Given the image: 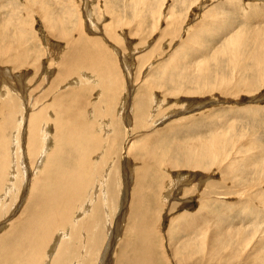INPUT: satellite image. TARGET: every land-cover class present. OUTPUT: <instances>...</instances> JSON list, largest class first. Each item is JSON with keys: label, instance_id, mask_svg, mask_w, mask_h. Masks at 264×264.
<instances>
[{"label": "bare ground", "instance_id": "obj_1", "mask_svg": "<svg viewBox=\"0 0 264 264\" xmlns=\"http://www.w3.org/2000/svg\"><path fill=\"white\" fill-rule=\"evenodd\" d=\"M86 9L90 8L86 7ZM89 12L88 14H90ZM170 14H172V12ZM249 14L254 16V18L256 19V25L246 24V28H244V25H242L241 22H234V19L232 18H226L224 20L219 19V16H217V18L215 19V29L213 31L208 30L207 32L208 34H210V37H213L212 44L210 46L206 45L202 47L204 54H202L201 57L204 56L206 60L204 63L200 64L198 70V74L200 75V77L204 76L208 80L211 79L213 75L215 77L216 74L214 73L218 71V69L221 70L220 67L222 68L223 66H225V63H228V61H225L226 58L232 60L233 58H237L238 60L234 59L236 62L235 70H237V73H235L236 71L234 72L237 75L236 84L234 83L235 85H230V80L232 78H224V74H222L221 76H219L218 80L217 76L212 83H208L202 86L200 94H198V90L200 89L193 90L190 88H185V91H178L176 90L178 86H175V88H173L176 90H173L175 92L174 93L171 91H167L166 88H164L163 90V86L161 87V90L164 94H166L165 96H172L173 98H175V96H173L175 94L180 98L183 97V100L189 103H199V101L196 99H202L201 97H203L204 100H207L208 98H210V96H215V94H220L219 96H221L220 98H223V100H225L227 97H239L241 93L251 94L252 90H250V87L252 85V82L254 87L252 89L254 90H256L260 86L261 88L264 87V25L258 26L259 20L264 16V9L259 6H255V8L252 9ZM177 24L178 22L175 19L168 20L166 22V30H175ZM199 25H201V22L197 23V26ZM47 27L50 31V34L52 35H54L58 30L55 27L52 28L51 25H47ZM88 27L89 29L91 28V26L89 25ZM200 29L202 30V32L204 31V29H202V25ZM107 33H110L111 36H114L112 32ZM165 33L166 35H169V32ZM1 34L2 33L0 31V56L7 55V48L18 49L19 53L12 55V57L8 59L7 65L16 66L14 67L16 70L19 68L24 69L23 71L25 72V74L23 73L24 75H17V77L14 75L12 76L10 75L11 73L7 70H14V68H8L10 67L8 66L4 70V68H2L1 66H3V63L6 60L0 62V96L4 97H0V112L4 107V112L7 111L6 109H8L9 111V107H7V104L11 105L10 100L12 97L10 96L12 95L9 94L11 91H14L15 93L16 89H20V91L24 93V95L21 96V100L25 101L26 90L24 88H26L27 84L24 85L23 83L26 82L27 79H30V81L32 82V78L34 77L35 79L34 75L40 76L39 78H41V72L46 73L40 80L42 89L43 87L45 88L44 93L41 94V96L38 95L39 98L35 99L36 102L31 103L33 104V107L39 105L40 103L41 107H38L39 109L34 112L32 110L33 108L31 109L32 113L28 115L29 119L28 124L26 125L28 129H26L25 131L28 140L26 147L31 158L30 162L32 167L26 165L27 169H24L26 170V172L24 173V175H22L21 178L18 176L19 173H16L15 170L12 171V173L9 175V177L14 176V174L16 175L15 177H17V183L19 182V186L21 185V180L24 177L25 183L22 188L21 186L19 188V191H24V193L22 192L23 195L21 197L19 196L20 200H17L18 185L15 183L16 180L6 181L7 166H5L4 159H2V157L0 156V264H26V262L27 264H37V258L42 255L46 256L45 260H48L50 258V263L47 264H94L95 262V264H264V250H261V246L264 247V233L259 234V232L255 228L253 229L247 228L246 226L240 227L236 225H230L232 224L231 221L233 220L231 219L230 221L231 217L229 216V214L232 213L233 217V214L235 215V213H239V210H242V204L245 205L244 201H242L243 199L251 198L264 201L263 196L259 198L258 194L260 193L258 191L252 192V194H250L249 187H252V185L239 187L236 182L237 180L239 181V179H235L236 174L234 177V171L232 172V170H234L232 169V167L236 168L239 165L241 166V164L238 162L243 161L249 155L247 151H250L251 147H253V142L250 140V138L246 140H244L243 138L236 139L235 142H242V144L240 145L241 148L239 147L240 149L233 141V150H235L236 154L233 156V158H231V161L228 160L225 164L223 161L217 163L218 165L224 164L223 166H213L217 167L216 169L217 171H219V177L217 178V180L213 179L212 177H210V179H203L206 176L204 177L199 172L204 169V166H201L200 164L203 163V160L214 161L221 158L225 159V157L227 156V154H225V149L229 144H225L224 138L227 139L226 134H228L227 132L229 131H222V134L218 135L217 133L219 131L215 129V135H213L209 139H195L191 142L189 141V143L187 144V149L193 157L195 156V158H192L191 161L185 159V161H188L187 163H190V166H183V169H190L189 172L191 176H189V178L187 176H181V178L177 177L182 169H176L179 164L176 163L175 165L174 163L176 161H174L172 158V161L166 160L168 163L165 162L168 166L165 165L164 170L169 171V173H165L167 178L164 177V172L161 170L162 159L160 158L158 161L151 155L147 157V161H145L141 169H138L137 173L136 166V169H134V166H132L133 173H129L127 165L128 163L133 162L128 159L127 145H125L122 153L120 149L117 148L116 150V145L114 146L115 143H109L108 149L105 150L109 158L112 159L113 155L118 152L117 156H119L118 158L120 162L123 161L122 163L125 165V188L122 189L124 196L121 199V205L119 207L120 209L118 210L119 217L117 216L118 219L116 220V224H114L115 227L113 229H110V232L107 231L108 238H106V230H104V228L102 230L101 226H95L96 224L100 225L102 224V222H106L107 219V217L103 219L102 216L104 215L103 211L107 214V200L109 199L107 198L106 194H113V192L107 193L108 190L106 189V185L108 187V183H104L103 181V191H107L101 193L103 197L101 196L102 199L100 202L99 197H97L98 195L96 196L97 188L94 189V186H97L98 184L94 183V185H89L88 183L91 180H86L84 177L82 178V172H80V170L77 169L76 166L64 173V168L60 165V163L64 161L62 157L63 153L66 152L65 150H68L69 153H76L77 151L79 153H86L87 155L91 151H97L98 143L96 144L95 141L100 142L101 135H97V140L95 139L97 136L94 137L93 133L90 136V130H93L91 128H93L94 125L89 122L87 118H85L86 116H84L83 113V110L87 107L86 98H88V95L87 97H85L84 95H86V92H88L89 90L83 91L85 89L84 86L80 87L79 89L74 86H78L81 83H86V78L84 77L86 75H90L89 77H91V80L94 79L92 78V71H94V73L96 74L99 72L97 74V79L100 78L102 80L101 82L105 84L104 81H106L107 79V74L105 73L106 75L104 76L101 73V70H105L107 68L111 69L112 71L113 67L116 66V62L110 56L111 53L105 48V45L100 42V38L98 39V35L96 36L95 34L94 38H86L82 28L80 27L74 38L72 37L73 39L66 38L64 36L62 37L59 34V38H62V40L64 39L63 41H65V45H62V49L59 50L58 56L54 57L58 61H56V63L54 64L51 60L52 62L48 63V67L50 69L46 70V68H44L43 71L40 72L39 66L37 69H35V65H31L30 63L31 61L35 60V56L33 57L32 55L31 60H29L30 58H27L24 61L25 63H22L21 57L24 55V51L29 50L27 42H24L23 40L21 41L19 38H17L19 41H21L22 47H20L19 44L15 42V36L14 43L12 40L13 38H11L10 36V38L8 37L9 39H6L5 37L6 41L2 40ZM231 34L233 35V39L229 40V36H231ZM3 36H6V34ZM223 38L225 39L223 40ZM217 40L222 44L218 43L219 45L215 48L213 44H216L215 42H217ZM202 42L203 41L200 38V45H202ZM226 43L227 45L225 48L223 46ZM219 48H225L226 50H223V54L219 51V53H217L214 57L212 55L214 59L211 62L207 60L208 55L212 54ZM16 55H18V57H16ZM14 56L16 58V61H14ZM198 56L199 55H197L196 58H198ZM108 57H111L112 59V63L110 64L108 63ZM128 64L129 62L127 64L124 63L125 66L127 65L126 68L130 69ZM26 65H29L30 68H33L31 69L33 70L32 75V72H30L31 70H25ZM231 70L233 71V69ZM222 72L225 73L224 70ZM1 73L3 75H1ZM252 74H255L258 78L257 82L255 81V76L253 77ZM246 75L251 76L250 82L246 86L245 84L241 85L244 80L243 78ZM131 80L132 79L130 78V83ZM95 81L96 80H94L93 82ZM145 82V84L141 83L142 85H140L141 87L139 91H142L141 89H143V91L148 92V88H151L152 82H150L151 84H149L147 80ZM173 83H175L176 85L178 82L173 81ZM4 86H7L8 91L3 92ZM135 86L136 85H134L133 87ZM106 87L104 86L103 88ZM75 91L78 92V98L75 99V97H69V95ZM114 91L117 92L116 88L114 89ZM132 91L134 90H131V94ZM191 94H198V97H196L197 95L193 96V98L188 97ZM99 95H97V97H99ZM142 95L143 98L146 99L147 96L144 92L142 93ZM5 98L7 99L3 100ZM158 98L160 99V97ZM102 99L103 98H101V100ZM162 99H166L165 101L168 100L164 97H162ZM113 101L117 103L114 96L110 99V101L107 100L106 97L105 101H101L99 105H97L101 106V109L103 111H107V114H111L109 112L113 110L111 108V106H113ZM172 102L173 101H171V103ZM131 103L126 104L131 105ZM11 107H13L12 109L10 108L11 110H13L14 107H19V103L14 105L13 102ZM76 109H79L80 115H78V112H75ZM120 110H122V108ZM129 110L130 109H128V111ZM25 112L27 113L26 110ZM128 113L126 112V114ZM139 113L142 112H137L136 115H138L139 118L136 119L140 120L142 119L141 116H144V114ZM14 115L16 119L15 122L17 123V120H19L17 117L18 113H12V116ZM78 116H80L81 118H79ZM123 116H125V114ZM50 124H53V129L51 128ZM110 125L111 124H109V126ZM17 126L18 129L14 128V126H12L11 128H7V132H9L7 136H10V134H12L11 132L13 131L12 140L14 147L12 148V150L14 149L13 153L15 154L17 153V150H19V139L17 135L20 131L19 128H21L22 123L18 121ZM2 128H4V125H2ZM133 134L134 133L132 132L130 136H132ZM0 135H2L0 137V149H2L4 141H1V139L4 137V135L2 134V132H0ZM19 137L21 138V136ZM108 140L110 142L109 137ZM101 141L102 143H104L105 140ZM23 143L25 144L26 141H24ZM94 143L96 145H93ZM23 149H25V147ZM244 149L247 150L243 151L244 157H237V155L241 154L242 150ZM252 156H257L256 150L252 152ZM213 157H215L214 160L212 159ZM24 158L25 160L27 159L26 157ZM34 158H36L35 166L33 165V162L35 161ZM81 158H83L84 160V157ZM157 158L159 157L157 156ZM66 164L67 166H70V164L68 165L67 162ZM247 167H249V165ZM151 171L155 173V176H152L153 180H150L152 179ZM32 174H35V176H33V178L31 179L30 177H32ZM96 174H94V176H96ZM111 178H113L112 174ZM30 179L31 183L29 182ZM96 179H98L97 176ZM259 184L263 185L264 180ZM109 189L112 190L111 185ZM262 189H264L263 186ZM27 194L29 195L25 201V196ZM6 197L7 202L4 201ZM2 198L4 200H2ZM188 198L196 199L197 204L200 207L195 211H189V208L192 204L189 203L183 205V202H181L188 200ZM215 199L217 205L221 207L220 210L219 208H217L216 210L215 208H213L211 210L213 206L212 200ZM13 205H15V210H11L13 209ZM165 211L167 213L175 212L177 213V216H175L174 218H172V216L170 218L168 223L169 227L168 229H166V227V230L164 232L159 228V231L162 233V235L164 234L167 237L166 238L165 236H162L161 241H166L168 248L167 251L159 256L160 250L158 249V245L156 244V242L152 239V234L154 229H156V219H158V216L165 213ZM219 213L224 217H218L217 220H213L212 217L215 214L218 215ZM2 216L5 219L3 221L1 219ZM152 218L155 219L154 225L151 222ZM14 219L16 220L13 221ZM173 220H177V223L174 222V225L176 226V228L178 227V230L173 229L172 225L170 226V222H172ZM219 221H224V224L228 223V225H221L219 224ZM103 225L105 226V224ZM69 228L73 230L70 232ZM63 231L66 232L63 233ZM196 231H199V237H191V233L193 234V232L195 233V235H197ZM82 238H84V253L81 252V255L83 254V256L80 257L79 251L82 245ZM121 238H124V240L120 243ZM252 244L256 245L252 247ZM101 250H104V254L101 256V260H99L98 257L100 256ZM20 261L23 263H20Z\"/></svg>", "mask_w": 264, "mask_h": 264}, {"label": "rangeland", "instance_id": "obj_2", "mask_svg": "<svg viewBox=\"0 0 264 264\" xmlns=\"http://www.w3.org/2000/svg\"><path fill=\"white\" fill-rule=\"evenodd\" d=\"M263 4H264V0H0V26H1L0 31L2 33L1 34L2 36L6 34V36L3 37L1 36V39L6 41V39L10 36L11 38H13L12 39L13 42L14 39L16 38L15 42H17V44H19L20 47H22L21 45L22 40L24 42H27L29 46V50L24 51L23 53L24 55L21 57L22 63H25L24 61L27 58L28 59L30 58L29 60H31L33 55V57L35 56V60L31 61L30 63L31 65L33 64L35 65V69H37L38 66L40 72L43 71L44 68H46V70L50 69L48 67L49 65L48 63L53 61V63L55 64L56 61H58L54 57L58 56L59 50L62 49V45H65V41H63L64 39L62 40V38H59V34L62 37L64 36L66 38L73 39L80 27L82 28L86 38L89 37L94 38L95 34L96 36L98 35V39L100 38V42L105 45V48L111 53L110 56L116 62V66L113 67L112 71L111 69H107V68L105 70L104 69L101 70L102 72L100 71L104 76L107 74L106 75L107 79L105 78L106 81H104L105 84L101 82L102 80L100 78L97 79V74L99 72L96 74L94 73V71H92L93 72L92 78L94 79L91 80V77H89L90 75H86L84 76L86 78V79L84 78L86 83H81L78 86L72 85L77 89L84 86L85 89L83 91H87V90L90 91V92L89 91L86 92V95H84L85 97H87L88 95V98H86L87 107L83 110V113L84 116H86L85 118H87L88 121L94 125L93 128H91L93 130H90L91 131L90 136L92 133L94 137H96L99 134L101 135V138L99 136L100 142L95 141L96 144L98 143L97 151L94 152L91 151L90 153H88L89 157L86 153H79L77 151L76 153L75 152L69 153L68 150H65L66 152L65 151L64 152L66 153V155L65 153H63V157L61 156L64 161L60 163V165L63 166L64 168L63 169V172L65 171L64 173H66L67 171L71 170L74 166H76V168L79 169L80 172H82V178L84 177L86 180L88 179L91 180L88 183L89 185L92 184L94 185V183L98 184L97 186H94V189L97 188L96 196L98 195L97 197H99L100 202L103 197L101 194L102 192L104 193L107 190H108L107 193L113 192V194L112 193L111 194L108 193L109 195L106 194L107 198L109 199L107 200V214L104 213L103 211L104 215H102L103 219L107 217L106 219V222L108 221L107 225L106 222L104 223L102 222V224L100 225L96 224L95 226V227L101 226L102 230L103 228L104 230H106V234H107L106 238H108L107 231L115 227L114 224H116V220L119 217L118 210L120 209L119 207L121 205V199L124 196L122 189L125 188V180H124L125 165L122 163L123 161L120 162L118 158L119 156H117L118 152L115 155H113L112 159H110L107 152H105V150L108 149L109 143L111 144V142L115 143L114 146L116 145L115 146L116 150L118 148L121 150L122 153L125 148V145H127L128 159H130L133 162V163H128L127 165L129 173L131 172L133 173L132 166H134V169H136L137 167L136 170L137 173L138 169H141L145 161H147V157L151 155L153 156L154 159H157L158 161L160 158L162 159V163H161L162 166L161 165L159 166L162 167L161 170L164 172L163 173L164 177H166L165 173H169V171L164 170L165 165H167L166 164L168 163L167 161L171 160L172 158L174 161H176L174 163L175 165L176 163L179 164V166L176 167V169H180V170L182 169L180 174L177 175V177L181 178V176H185V177L187 176L189 178V176H191L189 172L190 169L189 168L183 169V166H190V163L187 162L191 161L192 158L193 159L195 158V156L193 157L187 149L188 146L187 144L189 143V141L191 142L192 140L195 139L197 140L209 139L213 135H215L214 134L215 129L219 131L217 133L218 135L222 134L221 133L222 131L224 132L229 131L227 132L228 134H226L227 139L224 138L225 144H229L226 148L227 150L225 149V154H227L225 159L221 158L219 160H214L215 157H213L212 159L214 161L203 160V163L200 164L201 166H204V169H202V171H199L204 177L206 176L203 179L206 178L210 179V177H212L213 179L217 180V178L219 177L218 174L219 171H217L216 169L217 167H213V166H223L225 163H227L228 160L231 161V158H233V156L236 154L235 150H233L234 149V145H232L233 141L235 142L237 138H243L244 140L250 138V140L253 142V147H251V150L247 151L244 149L242 150L241 154L237 155V157L240 156L244 157L243 151H247L248 154L250 155L251 160L249 159V155H248L246 159L238 162L241 164V166L239 165L236 168L232 167V169H234L232 170V172L234 171L233 172L234 177L236 174L235 179H239V181L238 180L236 181L239 187L252 185V187H249L250 194H252V192L258 191L260 193L258 194L259 198H261L262 196L264 197V189H262V186L264 187V184L263 185L259 184L264 180V87L261 88L260 86L256 90H254L252 89L254 88L252 82V85L250 87V90H252L251 94L241 93L242 95L240 94L239 97L238 96L232 98L227 97L225 100H223V98L222 99L220 98L221 97L219 96L220 94L219 95L215 94V96L212 97L210 96V98H208L209 100L208 99L204 100L203 97L201 98L204 101L200 98L196 99L199 101V103L196 102L189 103L183 100L184 99L183 97L180 98L175 94L173 95L175 96V98H173L172 96L167 97L165 96L166 94H164L161 90L162 89L161 87L164 86L163 90L164 88H166L167 91L174 92L173 90L175 89L173 88H175V86H178V88L176 89L178 91L179 90L185 91L186 90L185 88H190L193 90L200 89L198 90V94H200L202 86L208 83H212L213 80L216 79L215 77L217 76H218L217 77L218 80L219 76H221L222 74H224V78L227 77H229L230 79L232 78L230 80V85H235L237 81V75L235 74L237 73V70H235L236 69L235 60H238L237 58H233V60L235 59L234 61L232 59L226 58L225 61L226 62L228 61V63H225V66H223L222 68L220 67L221 70L218 69V71L214 73L216 74L215 77L213 75V77L209 80L204 76L200 77V75L198 74L200 64L204 63L206 60L204 56L201 57V55L204 54L202 47L206 45L210 46L213 41V37H210L209 36L210 34H208L207 32L208 30L213 31L215 29L216 27L215 19L217 18V16H219V19H224V20L226 18H232L236 23L241 22V24L244 25V28H246L245 27L246 24L256 25V19L254 18V16L250 15L249 12L252 11V9H254L255 6L256 7L259 6L264 9ZM86 7L90 9H86ZM88 12L90 14H88ZM171 12L172 14H170ZM169 18L175 19L178 22L175 30L174 29L173 30L167 29L168 31L166 30L167 28L166 22L168 20H171ZM211 20H213L214 22ZM198 22H201L202 29H204L203 32L200 29L201 25L197 26ZM47 25H51L52 28L55 27L59 30L55 32L56 35L50 34ZM88 25L91 26L90 29ZM260 25H264V16L258 22V26ZM3 31L6 32L4 33ZM107 32H112L114 36H111V34ZM163 32L164 33L169 32L168 33L169 35H166V33L164 34ZM232 36L233 35L231 34V36H229L230 38L228 37L229 40L233 39ZM17 38H19L21 41H19ZM200 38L203 41L202 45H200L201 44ZM225 38H223V40ZM215 43L216 44H213L215 48L219 44H222L221 42L219 43L218 40ZM226 45L227 43L223 47L226 48ZM225 48L224 49L219 48L214 52L211 51L213 53L208 55L207 60L211 62L214 59L213 57L217 53H219V51L220 53L223 54V50H226ZM6 50H7V55L0 56V62L6 60L4 61L3 66L1 67L4 68V70L8 66H10L8 68L13 69L16 66L7 65L8 59L11 58L12 55L19 53V50L16 48H7ZM18 55H16V57H18ZM197 55H199L198 58H196ZM111 57H108L109 64L112 63ZM13 58L14 61H16L15 56ZM128 62H129L128 66L132 71L126 68L127 65L126 66L124 65V63L127 64ZM120 66L122 69L120 68ZM31 69L33 68L32 67L30 68L29 65L28 66L26 65L25 70L30 71ZM231 69H233V71ZM23 70L24 69L21 68L17 70L14 68V70L8 69L7 71L11 73L10 75L12 76L14 75L17 77V75L25 74ZM223 70L225 71V73L222 72ZM32 71L33 70H31L30 72ZM45 73L41 72L40 74L41 78L44 76ZM217 73L220 74L218 75ZM32 74L33 72L31 73V75ZM1 75L3 74L1 73ZM252 75L253 77L255 76V81L257 82L258 78L256 77V75L255 74ZM34 76L35 79L33 77L32 82L30 81V79H27L26 81L27 83L26 82L23 83L24 85L27 84L26 88H24L27 92V94L25 92V96L27 97V100L26 97L24 96L26 102L24 100H21L22 99L21 96H23L24 93H22L20 89H16L15 91L16 94L14 93V91H11L9 93L12 95L10 96L12 97L10 100V104L12 105L13 102L14 105L19 103V107H14L15 110L14 109L11 110L13 107L7 104V107H9V111L8 109H6L7 111L4 112L5 107L3 106L4 108L0 112L1 115L0 132H2V134L4 135V137L1 139V141H4V144L2 145L3 148L0 149V156L2 157V159H4L5 166H7L6 181L16 180L15 183L17 185L19 182L17 183V177H15L16 175L14 174V176H10V177L9 175L12 173V171L15 170L16 173H19L18 176L21 178L22 175H24V173L26 172V170L24 169L27 166L29 167L31 166V162H30L31 158L30 155L28 154V149L26 147L28 141L27 135L25 133L26 129H28L26 125L28 124V119H29L28 115L32 113L31 109L33 108L32 110L34 112L41 107L40 103L39 105L34 107L33 104L31 103L36 102L35 99L39 98V96H41V94H43L45 90L44 87L42 89V84H40V80H41V78H39L40 76L37 75ZM130 78L133 80V81L131 80V83L133 82L132 84L129 82ZM145 79L149 84H151L150 82H152L151 88L150 87L148 88L147 90L148 92L143 91V89H141L142 91H139L141 87L140 85H142L141 83L143 84L146 83ZM243 79L244 80L241 83V85L245 84L246 86L247 84H249L251 76L246 75L244 76ZM94 80L96 81L93 82ZM173 81L178 83L175 85ZM0 85H1V80H0ZM134 85L136 86L133 87ZM104 86L106 88H103ZM115 88L117 92L114 91ZM131 90H134L132 91V94H131ZM4 91L5 92L8 91L7 86L3 87V92ZM141 92L145 93V95L147 96L146 99L143 98ZM161 92L163 93L164 96L162 95ZM198 94H191L188 97L193 98V96L196 95H197L196 97H198ZM97 95H99V97H97ZM78 96L79 95L77 91L69 95V97L72 98L75 97V99L78 98ZM105 96L109 101L113 96L116 98L117 103L113 101V106H111L113 110L109 112L113 116L111 114H107L108 113L107 111H103L101 109V106H98L101 101L106 100ZM157 96L160 97V99ZM162 97L167 98L168 100L165 101L166 99H162ZM7 98L3 100H6ZM101 98L103 99L101 100ZM171 101L173 102L171 103ZM126 103L129 104L131 103V105L129 104L127 105ZM28 105H30L31 107ZM161 106L164 110L161 108ZM121 108L122 110H120ZM153 108L156 110H154ZM128 109H130L129 110L130 112L128 111ZM25 110L27 111V113L25 112ZM14 112L15 114L18 113L17 117L19 120H17V123L18 121L22 123L21 128H19L20 131L18 132L17 135L19 139V144H18L19 150H17L16 154L13 153L14 149L12 150V148L14 147L12 140L13 131L11 132L12 134H10V136H7V134L9 133L7 132L8 131L7 128H11L12 126H14V128L18 129L17 123L15 122L16 120L15 115L12 116V113ZM75 112H78V115H80L79 109H76ZM126 112L129 113L126 114ZM137 112H142L139 114H144V116H141L142 119L140 120L136 119L139 118L138 115H136ZM123 113L125 114V116H123L124 115ZM8 114L11 116H9ZM104 114H106L107 116ZM78 117L81 118L80 116ZM104 118L106 119V121ZM1 124L4 125V128H2ZM109 124L111 125L109 126ZM50 126L52 128L53 124H50ZM132 132L134 134L130 136ZM1 136L2 135H0V137ZM19 136H21V138L22 139L24 138L25 140L23 139L22 141V139ZM108 137L110 139V142L108 140ZM97 138L98 136L95 139L97 140ZM101 140L103 141L105 140L104 143H102ZM24 141H26L25 144L23 143ZM95 143L93 145H96ZM235 144H237L239 148L242 142L237 141L235 142ZM24 147L25 149H23ZM254 150L257 151V156H252V152ZM80 156L84 157V160ZM157 156L159 158H157ZM24 157H26L28 160L26 159L27 160L26 161ZM34 159L35 161L33 162L34 163L33 165L35 166L36 158ZM185 159H187L188 161H185ZM222 161L224 162L223 165L217 164ZM66 162L68 163V165L70 164V166H67ZM248 165L249 167H247ZM94 174H96L97 178L100 180L96 179V176H94ZM111 174L113 175V178H111ZM33 176H35V174H32V177L30 178L32 179ZM152 176L154 177L155 173L151 171V178ZM31 179L30 181L28 180L30 183H31ZM150 180H153V178ZM21 181L22 182L20 186L22 188V186L25 183L24 177L22 178ZM103 181L104 183H108L109 185L108 187L106 185V189H107L106 191H103V185H104ZM110 185L113 191L109 189ZM20 186L18 185L17 187L18 189L17 200H20L19 196L21 197L24 193V191H19ZM28 195L29 194L25 196V201ZM2 200L4 199L2 198ZM4 201L7 202V197ZM186 201H181V202H183L182 203L183 205L189 203L192 204L191 207L189 208V211H195L200 207L197 204L196 199L194 198H188V200ZM242 201H244L245 203V205L241 203L242 210H239V213H235V215L233 214L234 218L232 217V213L229 214V216L231 217L230 218L228 216L230 218V221L231 219L233 220L231 221L232 224L230 223L229 224L240 227L246 226L247 228H253V229L255 228L259 232V234L264 233V201L263 200L261 201L259 199H251V198L250 199L246 198L243 199ZM212 202H213V206L211 210L213 208H215V210L217 208H219V210L221 209V207L217 205L216 199L212 200ZM15 205H13V209L11 210L16 209L14 208ZM175 216H177V213L175 212L167 213L165 211V213L158 216V219H156L157 225H155V228L157 230L154 229L152 234V239L158 245V249L160 250L159 256L168 249L166 241L165 242L161 241V237L165 235L164 234L162 235V233L159 231V228L161 231L164 232L169 227L168 223L170 218L171 217L174 218ZM218 217H224V216L219 213L218 215L215 214L212 217V219L217 220ZM1 219L2 221L5 220L3 216L1 217ZM15 220L16 219H14L13 221ZM151 222L154 225L155 219L152 218ZM174 222L177 223V220L175 221L173 220L172 222H170V226L172 225L173 229L178 230V227L176 228ZM224 223H225L224 221L221 222L219 221V224L221 225H228V223L227 224ZM103 224H105V226ZM108 226L111 228H109ZM69 229L67 230H69L70 232L73 230L71 228ZM64 232L66 231H63V233ZM194 232L193 234L191 233V237L193 236V238H196L197 236L198 238L199 237L198 235H200L199 231H196L197 235H195ZM84 238L81 239L82 245L79 251L80 257L83 256V254L81 255V252L84 253V248H83ZM123 240L124 238H121L120 243ZM255 245L256 244L254 245L252 244V247ZM261 250L262 251L264 250L263 246H261ZM103 254H104V250H101L100 256L98 257L99 260H101L102 258L101 256ZM45 257L46 256L44 255L38 257L36 261L37 264L50 263L49 260L50 258L48 260H45ZM20 263L23 262L20 261Z\"/></svg>", "mask_w": 264, "mask_h": 264}]
</instances>
